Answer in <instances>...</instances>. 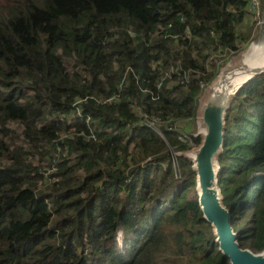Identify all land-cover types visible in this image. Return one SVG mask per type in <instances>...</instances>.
<instances>
[{
	"label": "trees",
	"instance_id": "1",
	"mask_svg": "<svg viewBox=\"0 0 264 264\" xmlns=\"http://www.w3.org/2000/svg\"><path fill=\"white\" fill-rule=\"evenodd\" d=\"M252 5L0 0V264H231L181 123L254 39ZM224 117L221 201L259 253L264 72Z\"/></svg>",
	"mask_w": 264,
	"mask_h": 264
},
{
	"label": "water",
	"instance_id": "2",
	"mask_svg": "<svg viewBox=\"0 0 264 264\" xmlns=\"http://www.w3.org/2000/svg\"><path fill=\"white\" fill-rule=\"evenodd\" d=\"M245 57L242 58V64L235 65L232 69L244 68L246 64ZM263 72L264 69L249 70L246 78L242 80L234 93ZM230 97L225 99L223 103V97L217 96L214 89L211 91L210 99L203 111L205 128L200 132L204 136L203 142L195 153L196 155L199 154L200 161L190 155H185L194 162V167L197 171V187H201L198 200L203 210L204 218L215 227L219 249L230 259L231 264H264V250L255 253L248 248L242 247L239 243L237 234L232 226L231 210L225 207L221 201L218 185L220 168L217 162V154L223 144L224 116Z\"/></svg>",
	"mask_w": 264,
	"mask_h": 264
},
{
	"label": "rangeland",
	"instance_id": "3",
	"mask_svg": "<svg viewBox=\"0 0 264 264\" xmlns=\"http://www.w3.org/2000/svg\"><path fill=\"white\" fill-rule=\"evenodd\" d=\"M253 5L252 8L254 9V12L256 13L253 17V21L256 22V35L254 39H252L249 47L247 49L241 50L237 52L236 54L231 55L224 66L221 68L220 74L218 76V79L215 81V83L226 73V71L231 70L235 65L242 64L243 59L245 57V53L250 52L252 49L255 53H258L261 49L264 48V44L260 43V41L264 42V6H263V0H252ZM254 6V7H253ZM256 46L260 47L258 49H255ZM212 86L210 88L205 89L202 97L199 100V109H198V116L195 121H193L191 124L188 121H184L181 123V128L184 130V128L187 130L183 131L184 135L182 136L184 139L186 136L192 135H199L201 134L205 128L204 120H203V111L205 106L207 105L210 96H211V90ZM181 130V129H180ZM202 135V134H201ZM197 151V147H194L192 150L186 152L185 154L192 156ZM193 157V156H192ZM199 196V188L196 187V191L193 192V195ZM121 239V235H120Z\"/></svg>",
	"mask_w": 264,
	"mask_h": 264
},
{
	"label": "bare ground",
	"instance_id": "4",
	"mask_svg": "<svg viewBox=\"0 0 264 264\" xmlns=\"http://www.w3.org/2000/svg\"><path fill=\"white\" fill-rule=\"evenodd\" d=\"M260 43L264 44L263 41H260ZM258 48L260 47L256 46L255 49ZM260 49L261 50L258 53H255L253 49L250 52L246 53V64L244 65V68H237L235 70L231 69L229 71H226V73L216 83H214L212 90L214 89V92L217 96L223 97V103L225 102V99H228V97L234 94L239 84L246 78L249 70L264 69V48ZM192 156L193 158H196L197 161H200L199 154H193ZM200 192L201 187H199V193Z\"/></svg>",
	"mask_w": 264,
	"mask_h": 264
}]
</instances>
